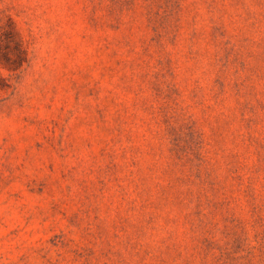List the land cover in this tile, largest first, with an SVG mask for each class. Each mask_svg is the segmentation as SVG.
<instances>
[{"label": "rangeland", "instance_id": "rangeland-1", "mask_svg": "<svg viewBox=\"0 0 264 264\" xmlns=\"http://www.w3.org/2000/svg\"><path fill=\"white\" fill-rule=\"evenodd\" d=\"M0 264H264V0H0Z\"/></svg>", "mask_w": 264, "mask_h": 264}]
</instances>
